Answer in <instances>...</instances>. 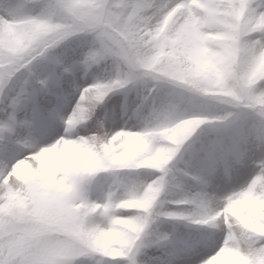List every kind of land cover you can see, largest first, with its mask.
I'll return each mask as SVG.
<instances>
[{
  "label": "clouds",
  "instance_id": "9594fccd",
  "mask_svg": "<svg viewBox=\"0 0 264 264\" xmlns=\"http://www.w3.org/2000/svg\"><path fill=\"white\" fill-rule=\"evenodd\" d=\"M0 264H264V0H0Z\"/></svg>",
  "mask_w": 264,
  "mask_h": 264
}]
</instances>
